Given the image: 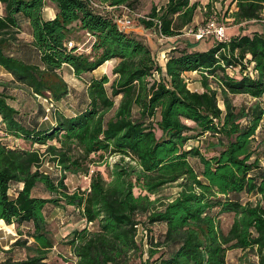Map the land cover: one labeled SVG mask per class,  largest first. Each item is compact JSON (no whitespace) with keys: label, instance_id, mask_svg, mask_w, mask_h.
<instances>
[{"label":"trees","instance_id":"obj_1","mask_svg":"<svg viewBox=\"0 0 264 264\" xmlns=\"http://www.w3.org/2000/svg\"><path fill=\"white\" fill-rule=\"evenodd\" d=\"M137 1L0 0V68L12 75L10 83L0 78V134L45 147L13 149L0 137V222L18 236L0 264H229L231 253L237 258L231 264H264V31L226 34L228 40L204 51L189 50L196 42L171 46L162 66L141 37L120 27L116 9L105 8L134 11ZM225 1L235 4V25L263 19L264 0H207L204 15ZM49 3L51 19L43 15ZM199 5L165 0L139 22L178 36ZM210 19L218 23L211 16L203 23ZM22 31L31 39L32 62L9 54ZM74 31L90 34L89 54L65 46ZM107 61L114 62L112 78L94 76ZM65 64L84 82L80 93L59 75ZM189 71L200 73L201 92L187 87ZM11 83L28 97L49 92V125L40 123L47 115L42 105L22 115ZM240 95L253 101L235 104ZM63 99L77 101L74 115L54 108ZM206 136L215 140L212 156L186 148ZM108 157L117 161L105 172L91 171ZM44 162L59 169L58 179L40 171ZM67 175L87 176L88 188L70 193ZM173 185L177 195L157 207V195ZM59 208H71L80 221L65 243L70 259L53 253L57 242L47 222ZM230 215L225 231L221 218ZM16 248L23 259L9 256Z\"/></svg>","mask_w":264,"mask_h":264},{"label":"rangeland","instance_id":"obj_2","mask_svg":"<svg viewBox=\"0 0 264 264\" xmlns=\"http://www.w3.org/2000/svg\"><path fill=\"white\" fill-rule=\"evenodd\" d=\"M190 1H199V3H200L199 9L197 12V15L199 16L198 17L199 18L198 24L203 23V21L210 16L214 17V18H216V20H218L219 24L223 25L226 28V34L229 37L234 36L236 34H250L251 32H253L255 30L264 31V13L262 16L263 19H261V20H256V21L252 20V21H248V22H243L240 25H235V24H233V20L230 17V12L236 8L235 4H231L229 1H225V2H223V4L218 3V2L214 3L213 8L211 9L209 15L205 16L204 12L207 9H205L204 7H206L207 0H190ZM164 2H165V0H138L136 3V7L134 8V16H133L134 25L131 28H129V30H128V31L134 32L139 37H141L155 55H157V53H159L161 50H165L166 48H168V46H167V44H168L167 40L168 39L160 40L158 33L154 32L153 29H151V28L143 27L141 22H139V19L148 16V14L150 13V10L153 6L159 7ZM48 8L54 9L53 5L50 3L48 4ZM46 12H48V11H46ZM116 12L120 14L122 11L118 8V9H116ZM2 14H3V5L0 3V15H2ZM189 27H193V26H188L187 28H189ZM19 36H20L19 37L20 43L26 42V40L28 39L27 33L25 31H22ZM182 36H185V37H181V39H180L181 44H183L184 42H186V44H187L188 43L187 38H190L193 42H198V41H194V39L192 37H190L186 34L185 35L183 34ZM69 39H70L69 41H72V43H73L72 47L75 46L79 51H83L85 54L90 53V51H91L90 41L92 39H91V36L88 32H79V33L77 32L76 33L74 31L70 35ZM202 40H204V42L206 43V45L208 47H210L211 45L214 44L215 41H217L212 37L203 38ZM66 44H67V42H66ZM169 44L171 45L172 43L169 42ZM186 44H183V46H186ZM159 62H161L160 64L162 65L164 61L161 60ZM113 65H114L113 63L107 62L104 65H102L98 70H96L95 73H93V74L96 76H99L100 74L106 73L107 75H109L110 78H112L111 69H112ZM246 70H248V69H246ZM58 73L67 82V84L71 90L73 89L76 92L80 93L81 90L84 89V82L82 80L74 77L72 75V73L70 72V70L68 69V67L64 66L63 69H61V71H59ZM199 76H200V74H199ZM2 78H4V77H1V79ZM84 78L88 79L87 77H84ZM4 79H2V80H4ZM188 79L189 78L187 77V81H188ZM4 81L10 83L12 81V79L11 80L5 79ZM11 84L14 87L11 90L12 96H13V101H12L13 105L18 110H20L22 115L23 116H24V114L27 115L30 112L33 113L34 111H32V109L35 110V109H37V107L39 105H42L44 107L47 115H45V117H41L40 123L42 126L49 125L51 120H52V116H51L52 107H49V104L51 102V100H50L51 96H50L49 92H45L44 95L34 94L33 97H28L27 94L23 90H20L19 87H15V86H18V83H11ZM211 84H212V86H214L212 82H211ZM190 88L193 89L194 84H191ZM75 96H74V98H76ZM243 101L246 102L247 104H250L253 100L250 99L249 97L245 96V95H240V96H236L233 98V102L235 104H240ZM76 102H77L76 100L72 102L71 99H69V100L63 99L62 101L58 102L57 106H55L54 108L56 110H58V109L63 110V112L67 115H72V114H75L77 112ZM26 103H30V104L27 106ZM24 106H26V107L23 108ZM220 107L223 108V105L221 102H220ZM30 108H32V109H30ZM187 124H190V123L188 122ZM190 135H193V133H191ZM0 137H2L1 138L2 142L8 144L9 147L13 148V149L17 148L19 150H27V151L40 149L41 151H43L45 148V147L39 146V145H31L29 142L23 141L21 139H15L14 137H3L2 134H0ZM202 140L201 141L192 140L186 145V148L190 149L192 147H200L201 153H203L204 156H206V157L212 156L213 151L209 147V144L215 142V140L210 136H206L205 139H202ZM258 140H259V136H257V139H255L253 146L256 145ZM95 158H97V157H95ZM115 161H117V157H108V158H105L103 161H100L97 164H94L93 166L90 167V169H91V171H104L105 172L106 164L108 163L109 165H112ZM190 163L193 166H197V161L195 159H191ZM260 163L262 166H264V155L260 156ZM40 171L48 174L51 178H53L55 180L58 179L60 176L59 169L49 162H44V164L40 168ZM65 183H66V185L68 187V191L70 193H72L76 190L83 191V190H86L88 188L89 178L87 176H83V175H67V179H66ZM17 189H18V185L10 188V191L8 192L9 198L12 199L15 197V194L17 193ZM177 192H178V188L174 185L163 189L157 195V198L162 200V202L160 204H158L157 207H162V205L164 203L173 200V198L177 195ZM153 198H155V197H153ZM70 211H71V208H68L67 210H62L60 208L56 209L47 222L48 228L53 233L55 240L57 242V246L54 249L53 253L55 256L60 255L59 257L60 258L62 257V259H64V258L70 259L71 258L70 249L68 246L65 245V243H67V241H69L71 239V237H69L68 235L73 230V225L80 222V221H78L79 219L76 216L77 214H75V215L70 214ZM231 222H232V216L231 215L230 216H223L221 218L222 228L226 231L229 228ZM78 225H80V223ZM81 225L83 226V223ZM81 225H80V227H81ZM27 227H29V225L26 224L24 226V228H22L21 230L26 231ZM87 227L89 228V230H93L91 225H88ZM144 234L142 233V231H139L138 239H141L144 236ZM17 237L18 236H17L16 231H15L13 226H7L3 222H0V262L5 257H8L7 255H5V252L11 248V245L15 242ZM143 240H144V238H143ZM237 255H239V254H237ZM9 256H11L13 259H23L24 258V252L22 250L16 248V249L11 250V254ZM236 259H237L236 255L231 253L228 256V263L229 264L237 263Z\"/></svg>","mask_w":264,"mask_h":264},{"label":"crops","instance_id":"obj_3","mask_svg":"<svg viewBox=\"0 0 264 264\" xmlns=\"http://www.w3.org/2000/svg\"><path fill=\"white\" fill-rule=\"evenodd\" d=\"M46 11H48V12H46ZM43 15L46 18L51 19V18H53L55 16V10L47 7V8H45L43 10ZM198 17L199 16L196 15L195 18H194V20H193V22L189 26L197 25L198 24V19H199ZM255 31H259V30H255ZM259 32H262V31H259ZM27 37H28V39L26 40V42H23V43H20L19 44L17 51H12V52L9 51V54L14 55V56H17V57H21V58L25 59L26 61L32 62L33 60H31L30 58H32V57L36 58V55L34 56V50L31 49L32 48V46L30 45L31 39H30V36L28 34H27ZM181 37H185V36H182V34H180L178 36L170 37L167 40V42H168V44H167L168 48L171 47V46H179V47H181V46H183V44H186V42H184L183 44H181V42H180L181 41L180 40ZM187 39H188L187 40L188 44H192L193 43V41L190 38H187ZM169 42L172 43V44L170 45ZM208 48L209 47L206 45V43L204 42V40H200V41L196 42L195 45L193 47H191L189 50L204 51V50H207ZM165 55H166L165 50H161L159 53H157L156 58L159 61L163 60L165 62V60L163 59ZM107 62H110V63H113L114 64L113 61H107ZM164 62L162 64V66L164 65ZM64 66L68 67V69L70 70V72L73 75V72H72L71 67L65 64V65L62 66L61 69H63ZM98 69H96V70H98ZM95 71H94V73H95ZM199 74L200 73L199 72H196V71H189V72H184L183 73V76H185V78H186L187 87L191 91L201 92L203 90L202 85H201V81H200V78L201 77L199 76ZM94 76H96V75H94ZM1 77H4L5 79H10V80L12 79V75L10 73L6 72L5 70H3L2 68H0V78ZM187 77L189 78L188 81H187ZM4 78H2V79H4ZM191 84H194V88L193 89L190 88V85ZM72 115H74V114H72Z\"/></svg>","mask_w":264,"mask_h":264},{"label":"built area","instance_id":"obj_4","mask_svg":"<svg viewBox=\"0 0 264 264\" xmlns=\"http://www.w3.org/2000/svg\"><path fill=\"white\" fill-rule=\"evenodd\" d=\"M95 6H98L101 8V5L97 4V3H93ZM106 10L111 11V10H115V9H120L122 12L119 14L116 11H114L113 15L116 19V21L119 23L120 27L123 29H128L131 28L134 25V11L130 10L127 6L125 5H120V6H105ZM116 12V13H115ZM145 19H149V18H145ZM153 21L155 23H157V20ZM188 35L190 37H192L194 39V41H200L203 38H209L212 37L217 41H226L228 40V37L226 35V28L217 23L215 20L210 19L204 23L201 24H197L193 27H189L186 28V30L182 33V35ZM160 40L162 39H169L170 37L164 36L160 33H158ZM65 46L67 48H71L73 46L72 41H67V44H65ZM78 50V49H77ZM79 51V50H78ZM164 60H166V55L163 58ZM250 69V68H249ZM248 69V70H249ZM184 80L186 81L185 76ZM49 107H52V103L50 102ZM48 110V109H47ZM21 189V185L18 186L17 190ZM10 191V189H9ZM16 196V194H15Z\"/></svg>","mask_w":264,"mask_h":264},{"label":"bare ground","instance_id":"obj_5","mask_svg":"<svg viewBox=\"0 0 264 264\" xmlns=\"http://www.w3.org/2000/svg\"><path fill=\"white\" fill-rule=\"evenodd\" d=\"M2 222V221H1Z\"/></svg>","mask_w":264,"mask_h":264}]
</instances>
